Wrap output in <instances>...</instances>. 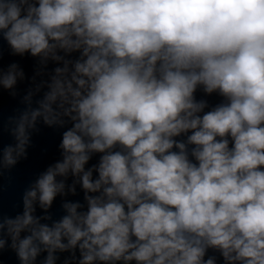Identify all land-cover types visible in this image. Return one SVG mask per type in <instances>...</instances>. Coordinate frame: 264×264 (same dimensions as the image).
<instances>
[{
	"label": "clouds",
	"instance_id": "clouds-1",
	"mask_svg": "<svg viewBox=\"0 0 264 264\" xmlns=\"http://www.w3.org/2000/svg\"><path fill=\"white\" fill-rule=\"evenodd\" d=\"M6 257L264 264V0H0Z\"/></svg>",
	"mask_w": 264,
	"mask_h": 264
},
{
	"label": "water",
	"instance_id": "water-1",
	"mask_svg": "<svg viewBox=\"0 0 264 264\" xmlns=\"http://www.w3.org/2000/svg\"><path fill=\"white\" fill-rule=\"evenodd\" d=\"M26 69L30 67L31 61L25 60L23 62ZM15 101L11 100L7 94L4 95L2 104L5 113L10 111L15 106ZM7 142V138H5ZM59 142V135L53 133L51 130H44L41 135L35 138L36 147L32 151L28 161L23 162L16 171V188L10 192L5 193V210L10 211L12 204L17 199V193L27 181L31 178V175L37 171L43 170V168L51 163L58 155L56 152V145ZM46 149V151H42ZM6 264H12L10 257L5 258Z\"/></svg>",
	"mask_w": 264,
	"mask_h": 264
}]
</instances>
